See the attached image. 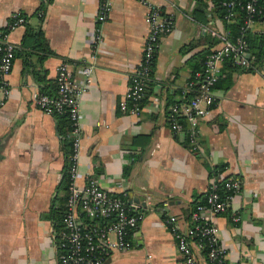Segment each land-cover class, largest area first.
<instances>
[{"label": "crops", "instance_id": "1", "mask_svg": "<svg viewBox=\"0 0 264 264\" xmlns=\"http://www.w3.org/2000/svg\"><path fill=\"white\" fill-rule=\"evenodd\" d=\"M146 1L172 13L174 25L160 37L143 109L136 116L122 111L119 102L141 59L149 28ZM40 2L0 0V27L14 12L24 13L29 25L42 23L47 39V49L38 50L24 44L26 24L8 33L17 51L5 76L7 93L0 78V264H59L48 213L64 205L65 150L54 115L40 109L36 99L41 86H55L61 61L69 63L74 76H82L97 27L103 40L88 89L79 98L77 182L92 176L143 212L132 245L112 251L104 264H179L162 210L176 215L186 229L192 202L205 194L214 166L221 164V171L243 180L229 209L215 216L225 259L264 264V60L254 58L255 71H234L229 88H214L216 104L186 117V128L175 132L167 119L170 100H181L187 91L193 56L208 46L205 37H211L212 47L216 44L209 25L224 27L212 12L215 3L204 0L208 19L202 22L191 15L196 0H109L108 15L99 22L102 0H51L40 23L33 14ZM191 40L199 44L184 51ZM192 130L197 140L185 143ZM194 249L198 264H209L202 249Z\"/></svg>", "mask_w": 264, "mask_h": 264}, {"label": "built area", "instance_id": "2", "mask_svg": "<svg viewBox=\"0 0 264 264\" xmlns=\"http://www.w3.org/2000/svg\"><path fill=\"white\" fill-rule=\"evenodd\" d=\"M223 9V18L232 19L238 10L244 13L241 31L250 30L264 34V9L262 0H211ZM146 21L149 25L142 50L141 59L129 75L128 89L120 100L122 111L139 116L143 109V98L151 79V66L159 47L162 34L170 32L174 25L172 13L165 11L159 4L146 1ZM109 0H102L97 13L99 22L106 19ZM211 14V13H210ZM27 19L20 12H14L7 23L0 27V78L5 93V76L11 71L15 44L8 39L9 31L22 25ZM260 23V26L257 24ZM205 26L207 24H204ZM216 38V44L207 53L201 69L193 70L187 81V90H192L191 100L182 106L170 105L167 115L169 126L175 132L183 130L180 115L192 119L205 113L216 104L214 83L217 81L222 61L231 57L241 65H252L254 56L243 33L230 37L229 29L209 25ZM103 40V33L96 28L92 39L93 52L82 65V76H74L67 61H61L56 69V94H39L36 103L46 113L54 115L68 109L72 119L70 135L73 137L72 149L67 166L69 180L65 189L62 226L52 237L57 249L59 264H104L112 251H123L132 245V235L139 227L143 212L137 203L128 202L120 194L112 193L89 176L86 183L77 182L78 155L80 148V110L79 98L89 86L95 67L96 49ZM264 60V59H263ZM184 108V110H182ZM196 130L189 132V140H197ZM243 185L242 178L224 170L217 171L209 178L205 203L191 211V224L181 229L177 216L162 210L164 221L176 241L179 264H198L195 246L207 247V253L217 264H225V249L220 240L215 216L225 212L232 205L235 195ZM222 186L231 191L225 197ZM238 220L237 215L232 216Z\"/></svg>", "mask_w": 264, "mask_h": 264}, {"label": "trees", "instance_id": "3", "mask_svg": "<svg viewBox=\"0 0 264 264\" xmlns=\"http://www.w3.org/2000/svg\"><path fill=\"white\" fill-rule=\"evenodd\" d=\"M50 1L51 0H41L38 8L33 13L34 15H37L40 23L43 21V19L45 17L46 7ZM262 5H263V9H264V0H262ZM206 11H207L206 10V4H205L204 0H196V4L193 7V9L191 10V15L193 18H195L199 21L206 22L208 19ZM212 12H215L222 19L223 26L225 28L229 29L230 37L234 38L237 35H239L240 33H243V35L246 38L247 43L251 49V54L255 58V61L257 63H261L264 59V34H257L253 31H250V30L249 31L248 30H245V31L240 30L241 26L243 24V21H244V13L241 10H238L236 12V14L232 17V19L226 20L223 18V12L224 11H223L222 7L217 5V3L214 4ZM21 14L24 15L26 19L28 18V15H26L24 13H21ZM25 24H26L27 28H26V33L24 36V44L29 43L30 47H32V48L35 47L38 50H46L47 49V46H46L47 45V39H46L44 32H43V29H42V23L38 26H31L26 21L23 23V25H25ZM205 38H206V42H207L208 46L203 47L201 50H198L193 56V58L195 59L194 64H193L194 70L201 69L207 53L212 48L211 37L206 36ZM198 44H199L198 40H191L189 43H187L183 46V50L188 51V50L192 49L193 47L197 46ZM16 51H17V49L15 48L14 54ZM155 55H156V53H155ZM154 59H155V56H154ZM153 63H154V61H153ZM240 65L241 64L236 63L234 61V59L231 58L230 56L225 57L222 61V65H221L220 72L218 74L217 81L214 83V88H225V89L229 88L233 82L234 71H237L240 69H243V71H255L254 70L255 69L254 62L252 63V65H249V66L243 65L244 67H242V68H240ZM152 66H153V64H152ZM152 66H151V70H152ZM149 84H150V81H149L148 85ZM148 85H147V87H148ZM147 87L145 90V96L143 98V101L145 100L146 93L148 92ZM56 89H57L56 84L54 87H50V89H46V86H41L40 94L55 95ZM193 93L194 92L192 90H187L186 92L184 91L182 99L181 100H170V103H171L170 105H177L180 107L183 104L188 103L191 100ZM169 112H170V107L168 109V113ZM54 117H55V121H56L57 130H58L59 134L62 136L63 143H64L65 166H64V175H63V188L66 189L67 182L69 180V176L67 173V166L69 165L68 157H69L71 149H72V141H73V137H72V135H70V131L72 129V119L70 117V113H69L68 109H65L61 113H54ZM185 118H186L185 115H180V117H179L180 122L183 125V128H186ZM188 138H189V136H187L185 138V140H184L185 143L187 142ZM223 167H224V164L214 166V168H213L214 172L213 173H216L217 171H219ZM220 192H221L222 196H224V197L227 194L231 193V191L224 186H222ZM65 197H66V194L64 195V199H65ZM205 199H206V192L204 195L203 194L200 195L197 200L192 202V210L196 209V207L198 205L205 203ZM63 211H64V205L61 207H58V208H53L48 213L50 218H52V220L54 221V229L56 231H58L62 226L61 218H62ZM203 245H204V247L202 248V252L204 253L209 264H217V261L215 259H211L209 257V255L207 253V247H206V244L204 243V241H203ZM224 263L230 264V263H228L227 259H224Z\"/></svg>", "mask_w": 264, "mask_h": 264}, {"label": "water", "instance_id": "4", "mask_svg": "<svg viewBox=\"0 0 264 264\" xmlns=\"http://www.w3.org/2000/svg\"><path fill=\"white\" fill-rule=\"evenodd\" d=\"M141 198V197H140Z\"/></svg>", "mask_w": 264, "mask_h": 264}]
</instances>
